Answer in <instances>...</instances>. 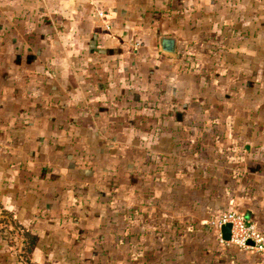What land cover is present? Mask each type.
<instances>
[{
  "label": "crops",
  "instance_id": "1",
  "mask_svg": "<svg viewBox=\"0 0 264 264\" xmlns=\"http://www.w3.org/2000/svg\"><path fill=\"white\" fill-rule=\"evenodd\" d=\"M229 210L264 232V0H0V264H264Z\"/></svg>",
  "mask_w": 264,
  "mask_h": 264
},
{
  "label": "built area",
  "instance_id": "2",
  "mask_svg": "<svg viewBox=\"0 0 264 264\" xmlns=\"http://www.w3.org/2000/svg\"><path fill=\"white\" fill-rule=\"evenodd\" d=\"M211 225L219 231L223 242L235 244L246 250H254L264 256V232L247 216L233 210L225 211L211 220ZM232 225L231 238L224 240L222 227Z\"/></svg>",
  "mask_w": 264,
  "mask_h": 264
},
{
  "label": "trees",
  "instance_id": "3",
  "mask_svg": "<svg viewBox=\"0 0 264 264\" xmlns=\"http://www.w3.org/2000/svg\"><path fill=\"white\" fill-rule=\"evenodd\" d=\"M15 233L18 235V237L22 238V247L19 249L18 247L15 248L17 250V253L19 255V258L25 263V264H36L32 261L31 254L36 246L37 243V236L33 234L28 229L19 226L18 224H15ZM19 230H17V229ZM22 232V233H21ZM14 245V243H13ZM19 249V250H18Z\"/></svg>",
  "mask_w": 264,
  "mask_h": 264
},
{
  "label": "water",
  "instance_id": "4",
  "mask_svg": "<svg viewBox=\"0 0 264 264\" xmlns=\"http://www.w3.org/2000/svg\"><path fill=\"white\" fill-rule=\"evenodd\" d=\"M176 38L164 36L161 38V49L165 53L174 55L176 53ZM232 225L226 224L222 227V235L224 240L229 241L231 238Z\"/></svg>",
  "mask_w": 264,
  "mask_h": 264
},
{
  "label": "rangeland",
  "instance_id": "5",
  "mask_svg": "<svg viewBox=\"0 0 264 264\" xmlns=\"http://www.w3.org/2000/svg\"><path fill=\"white\" fill-rule=\"evenodd\" d=\"M4 219H7V217H5ZM14 229H15V227L14 228H11L10 230H8V233H9V235L8 236H10L11 237V243H12V246L14 247V248H21L23 245H22V238H20V237H18V235L15 233V231H14ZM17 229V228H16ZM18 230V229H17ZM19 231V230H18ZM22 233V232H21ZM13 243H14V245H13ZM18 249V250H19ZM16 252H17V250H16Z\"/></svg>",
  "mask_w": 264,
  "mask_h": 264
}]
</instances>
